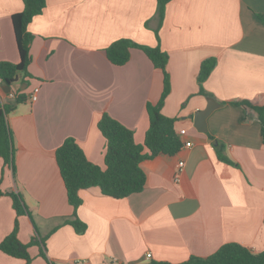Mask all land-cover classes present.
<instances>
[{
  "label": "crops",
  "instance_id": "1",
  "mask_svg": "<svg viewBox=\"0 0 264 264\" xmlns=\"http://www.w3.org/2000/svg\"><path fill=\"white\" fill-rule=\"evenodd\" d=\"M23 7L21 0H0V62L19 61L11 16ZM27 31L32 36L27 75L9 92L0 86V109L10 110L14 147L13 170L0 158V189L18 193L26 207L17 238L40 244L29 247V264H47L39 248L52 264H178L208 257L227 243L264 251L261 126L236 104L264 105V0H171L160 26L157 0H46ZM120 39L159 45L167 54L170 91L161 113L175 119L176 132L186 131L181 142L192 145L143 161L139 193L113 199L98 188L80 190L74 212L56 149L72 138L103 169L101 116L118 121L143 145L146 107L156 105L163 92V74L142 50L131 48L123 66L109 62L105 49ZM209 58L215 67L200 94L197 75ZM209 100L217 106L200 133L193 116ZM219 147L230 163L218 159ZM75 218L85 224L84 233L67 223ZM15 219L11 200L1 197L0 242ZM0 264L25 262L0 252Z\"/></svg>",
  "mask_w": 264,
  "mask_h": 264
},
{
  "label": "trees",
  "instance_id": "2",
  "mask_svg": "<svg viewBox=\"0 0 264 264\" xmlns=\"http://www.w3.org/2000/svg\"><path fill=\"white\" fill-rule=\"evenodd\" d=\"M23 10L11 16L16 48L19 61L16 64L0 62V81L5 86H12L27 75V67L31 61L29 46L32 36L27 31L28 25L34 17L42 13L46 0H21ZM171 0H157V18L159 26L162 22L165 6ZM157 36V30L155 31ZM138 48L143 51L152 65L163 74V92L156 105L148 104L146 107L149 125L145 133L143 145L136 144L133 132L104 114L97 122V129L105 139L104 168L91 163L82 149L72 138H67L55 151V162L64 184L68 203L75 210L81 205L79 191L98 188L103 196L113 199H123L132 194L139 193L145 185V174L140 164L159 155L173 156L179 152L182 142L175 130V119L164 116L161 113L163 103L170 91L169 75L166 71L168 56L159 45L146 47L137 45L128 39H120L113 42L105 49L109 62L115 66H123L129 61L130 49ZM215 67V59L204 60L198 71L197 84L199 93H203L202 84L209 77ZM22 97H17L21 102ZM253 113L260 123L261 142L264 146V105H252L243 101L236 103ZM10 110L6 107L0 109V158L3 166L13 170L14 147L12 134L7 125L6 115ZM144 149L147 152H144ZM219 160L230 163L217 148ZM7 196L11 200L12 209L16 219L11 232L0 242V252L20 259L29 264L32 259L28 253L30 246L40 247L36 239L29 244H22L17 238L19 227L18 218L25 213L26 207L21 196L14 192H3L0 189V198ZM74 230L82 234L86 230L85 224L77 218L68 221ZM41 244L43 242L41 241ZM39 257L47 264H52L39 248ZM144 264H172L164 261H149ZM178 264H264V251L252 253L245 247L236 243H227L221 246L215 253L208 257L191 256L188 260Z\"/></svg>",
  "mask_w": 264,
  "mask_h": 264
},
{
  "label": "water",
  "instance_id": "3",
  "mask_svg": "<svg viewBox=\"0 0 264 264\" xmlns=\"http://www.w3.org/2000/svg\"><path fill=\"white\" fill-rule=\"evenodd\" d=\"M5 92L10 91L9 86H5L3 88ZM217 104L213 102L212 100L208 101V104L204 110L197 111L194 113L193 120H194V127L196 130L200 133L206 132V119L211 114V112L216 108ZM213 145H217L216 141H212Z\"/></svg>",
  "mask_w": 264,
  "mask_h": 264
},
{
  "label": "built area",
  "instance_id": "4",
  "mask_svg": "<svg viewBox=\"0 0 264 264\" xmlns=\"http://www.w3.org/2000/svg\"><path fill=\"white\" fill-rule=\"evenodd\" d=\"M1 85H2V84H1V81H0V86H1ZM36 93H37V89H35L34 92H33V94L30 96V100H31V101H35V100H36ZM185 134H186V131H185V130H181V131L178 133L179 136H184ZM191 145H192V144H191V142H189V141L182 142V146L185 147V148H188V147H190ZM183 166H184L183 161H180V162L177 164L178 171H181L182 168H183ZM146 258H147V259H150V258H151V254H147V255H146Z\"/></svg>",
  "mask_w": 264,
  "mask_h": 264
},
{
  "label": "rangeland",
  "instance_id": "5",
  "mask_svg": "<svg viewBox=\"0 0 264 264\" xmlns=\"http://www.w3.org/2000/svg\"><path fill=\"white\" fill-rule=\"evenodd\" d=\"M39 257V256H38ZM40 258V257H39Z\"/></svg>",
  "mask_w": 264,
  "mask_h": 264
}]
</instances>
